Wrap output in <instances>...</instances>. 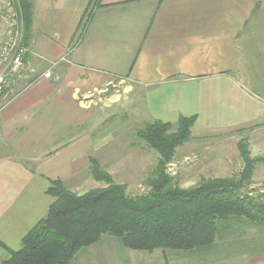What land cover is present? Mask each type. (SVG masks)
Returning a JSON list of instances; mask_svg holds the SVG:
<instances>
[{
  "label": "crops",
  "instance_id": "0c3cea01",
  "mask_svg": "<svg viewBox=\"0 0 264 264\" xmlns=\"http://www.w3.org/2000/svg\"><path fill=\"white\" fill-rule=\"evenodd\" d=\"M30 1L27 44L46 60L28 55L32 75L0 112V264L45 218L50 182L70 178L78 144L89 141L93 109L80 97L92 101V91L117 80L143 93L151 121L196 116L193 130L212 119L226 132L264 126V0ZM63 57L53 79L44 78L45 63ZM152 258L168 264L161 252L128 250L105 236L71 264Z\"/></svg>",
  "mask_w": 264,
  "mask_h": 264
},
{
  "label": "trees",
  "instance_id": "16d2710c",
  "mask_svg": "<svg viewBox=\"0 0 264 264\" xmlns=\"http://www.w3.org/2000/svg\"><path fill=\"white\" fill-rule=\"evenodd\" d=\"M19 2L27 43L33 5L30 0ZM196 120V116L180 117L176 123L152 120L139 130L138 138L159 155L144 195L130 196L126 186L115 183L95 159H91V175L105 187L78 194L62 179L51 181L47 194L53 202L47 215L3 264H71L78 253L105 236L147 254L202 251L216 246L225 232L223 224H263L264 204L242 191L264 157L251 158L246 145L239 144L244 167L237 176L211 178L182 189L167 172L177 150L192 141Z\"/></svg>",
  "mask_w": 264,
  "mask_h": 264
},
{
  "label": "rangeland",
  "instance_id": "374dc122",
  "mask_svg": "<svg viewBox=\"0 0 264 264\" xmlns=\"http://www.w3.org/2000/svg\"><path fill=\"white\" fill-rule=\"evenodd\" d=\"M89 14L85 16V21ZM3 40L4 37L0 38V43ZM30 54L36 58L37 55L43 57L37 58L41 61L46 60L32 50ZM52 62L54 61L45 63L47 68L42 72L43 77L45 73L51 72L52 77L49 79H53L58 66L53 67ZM113 82V86L104 93L92 91V101L91 98L84 100L83 97L79 100L84 104L90 103L93 116L89 121L92 125L87 128L86 137L89 141L78 144L77 157L71 159V164H66L67 167L72 165V174L65 183L78 194L106 186L105 183L93 179L91 159L97 160L100 168L111 174L115 183L126 186L130 196L144 195L150 190L149 179L153 175L159 155L137 135L139 130L151 122L147 103L143 93H139L137 89L128 91V82ZM207 121L215 125H204L203 121V125L192 129V141L177 150L173 161L167 167V172L173 177L175 184L182 189L197 187L211 178L239 175L244 167L239 144L248 147L251 158L264 157V126L250 125L226 132L212 119ZM66 161H70V158ZM64 174L69 176L68 168ZM242 194L264 204V163L255 165L252 182L243 189ZM221 229L225 232L214 248L168 252V264H264V223H226ZM132 262L160 264L155 262V258Z\"/></svg>",
  "mask_w": 264,
  "mask_h": 264
},
{
  "label": "built area",
  "instance_id": "2783aa9c",
  "mask_svg": "<svg viewBox=\"0 0 264 264\" xmlns=\"http://www.w3.org/2000/svg\"><path fill=\"white\" fill-rule=\"evenodd\" d=\"M0 20L5 23L4 40L0 43V99L3 102L1 109L19 94L18 85L31 71L27 61L31 53L30 47L25 42L24 20L19 0H0ZM37 58L43 57L37 55ZM66 61V57L52 62L58 66ZM51 78L52 73L44 74Z\"/></svg>",
  "mask_w": 264,
  "mask_h": 264
}]
</instances>
